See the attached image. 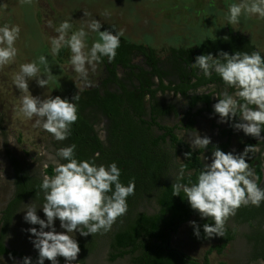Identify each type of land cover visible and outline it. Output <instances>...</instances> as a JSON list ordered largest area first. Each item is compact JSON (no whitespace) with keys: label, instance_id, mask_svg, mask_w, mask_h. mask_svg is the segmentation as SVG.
I'll use <instances>...</instances> for the list:
<instances>
[{"label":"trees","instance_id":"obj_1","mask_svg":"<svg viewBox=\"0 0 264 264\" xmlns=\"http://www.w3.org/2000/svg\"><path fill=\"white\" fill-rule=\"evenodd\" d=\"M65 49H61L59 58ZM218 51L233 54L236 51L251 53L258 49L248 37L230 27L227 28L226 35L207 38L193 47H169L164 51L163 58L148 45L131 43L121 38V46L117 49L115 59L109 63L104 58L100 64L105 69V77L100 85L68 97L71 101L73 96L79 95V118L73 125L72 135L65 141H58L56 150L74 143L79 159L94 158L98 153L97 164L107 165L113 161L117 163L122 170L120 180L124 185L130 180L135 181V194L127 199L126 215L118 218L107 233L82 236L78 240L79 258L73 264H83L103 239L106 241L110 263L119 258H128V264H209L212 253L221 255L236 239L237 228L227 226L224 237L205 238L203 225L212 221L208 218L201 219L190 208L183 193L181 196H173L172 183L175 179H169L173 170H179L180 165H185L186 173L190 172L191 179L195 181L201 167V156L211 155L217 147L225 153H241L246 146L258 143L255 138L244 133L237 135L230 125L238 122V118L223 126L213 125L219 143H210L205 151L192 150L176 134V131H193L196 119L204 114L219 118L213 110V105L218 102V98L214 99L213 95L219 92H197L211 86L225 89L223 82L215 74L211 79H206L198 74L197 69L191 68L196 56L207 53L215 56ZM140 58L142 60L137 61L139 64L135 63ZM119 69L125 72L126 80L119 77ZM227 91L231 94L233 89ZM159 95L162 97L159 98ZM168 95H172L174 99L179 97L186 107L179 123L172 126L161 122L170 115H179L175 103L166 101ZM55 96L59 95L53 97ZM93 114L107 121L104 140L95 131ZM261 136L264 137V131ZM257 147L262 151L264 141L259 142ZM190 151L191 159H185L184 154ZM5 153L13 173L14 191L1 212L0 256L22 261L26 255L6 248L4 240L23 203L31 200L39 205L43 204L44 197L39 185L44 176L54 175L55 166L48 165L40 176H32L8 149H5ZM179 155L183 161L176 165L174 159ZM249 155L251 159L248 162L253 166L260 184V156L255 153ZM150 202H154L157 207L155 214L141 210V205ZM193 218L198 220L201 236L197 238L191 228L188 232L189 239L196 243L208 240L217 242L205 251L201 259L192 258L171 246L172 235ZM231 218L236 226H249L250 232L244 235L250 246L248 263L264 262V203L260 207H241ZM37 257L38 255L30 257L33 264ZM58 260L60 264H65L61 257Z\"/></svg>","mask_w":264,"mask_h":264},{"label":"clouds","instance_id":"obj_2","mask_svg":"<svg viewBox=\"0 0 264 264\" xmlns=\"http://www.w3.org/2000/svg\"><path fill=\"white\" fill-rule=\"evenodd\" d=\"M242 16L264 19V0H240L228 6V24H239ZM73 28L70 19L63 20L55 28L57 35L49 37L51 55L58 56L61 49L67 48L73 72L91 86L89 70L95 71L104 58L109 63L115 59L123 30L113 27L102 31L98 19H91L87 30ZM90 32L98 36L91 44L88 42ZM20 38L19 25H0V68L15 62L19 51L16 44ZM191 68L197 69L206 79L215 74L223 82L225 90L214 95L218 102L213 105V110L218 114L219 122L228 123L238 118L231 127L257 139L258 143L264 141L261 136L264 131V54L260 51H236L233 54L218 51L215 56L201 54L195 57ZM52 77L45 55L19 65V71L13 77V85L21 94L18 115L34 120L33 127L42 128L54 140L65 141L72 135L73 125L79 118V95L73 96L71 101L51 95L41 98L33 96L29 89L33 80L38 87L46 88ZM227 89H233V92L230 94ZM189 143L192 150L205 151L211 139L197 134L190 137ZM257 145H248L241 153H225L215 148L210 158L203 156L195 181L190 172L186 173V166L180 165L172 183L173 196L183 193L190 208L201 219L212 221L203 225L205 238L224 237L227 221L241 207H260L264 203V186L258 184L259 177L248 162L249 154L259 151ZM76 148L73 143L56 150L59 159L55 161L54 175L44 176L39 185L43 204L37 206L32 202L21 210L25 223L39 226V229L30 227L26 230L35 237L31 241L38 252L35 264H45L46 259L51 264H60L58 257H63L65 264H73L80 252L76 234L87 237L109 232L118 218L126 215L127 199L135 194V181L130 180L124 185L120 180L122 170L115 161L97 164L98 153L94 158L79 159ZM191 155V151L186 152L185 159H191ZM38 209L45 218L37 214ZM57 220L60 231L56 228ZM189 224L193 234L200 238V226L196 221ZM0 264H4L2 256ZM20 264H33V261L26 256Z\"/></svg>","mask_w":264,"mask_h":264},{"label":"rangeland","instance_id":"obj_3","mask_svg":"<svg viewBox=\"0 0 264 264\" xmlns=\"http://www.w3.org/2000/svg\"><path fill=\"white\" fill-rule=\"evenodd\" d=\"M239 2L240 0H0V25L7 23L19 25L21 28V38L16 44L19 51L15 62L0 68V218L14 191L13 173L5 149H8L32 176H40L46 166H55V161L59 159L55 155L58 141L42 128L33 127L34 120L29 121L18 115L21 94L13 85V77L19 71V65L38 60L41 55L47 56L53 73L52 80L46 88L38 87L34 80L29 83L32 95L41 98L50 95L68 98L84 89L99 86L103 78L102 66L98 65L95 71L90 69L88 81L91 82V86H88L87 82L73 72L69 63L70 52L67 48L60 58L51 55L49 37L57 35L55 28L63 20L70 19L74 26L73 30L80 27L87 30L90 20L98 19L102 24V31L113 27L123 30V39L135 44L148 45L162 58L165 55L164 51L169 47H193L207 38L226 35L228 27L244 34L258 51L264 54V19L242 16L239 24H228V6ZM97 38L96 33L90 32L89 44ZM135 61L137 63L138 59ZM118 74L121 79L126 80L123 70L119 69ZM224 90L211 86L199 90L197 94L214 91L221 93ZM213 98L217 97L213 95ZM165 99L174 102L178 107V117L170 115L161 121L163 125L172 126L179 123L184 114L185 102L179 97L174 99L172 95L166 96ZM92 116H95V131L101 140H104L106 120L99 115ZM219 119L204 114L203 117L196 119L193 131H176V134L189 146L190 137L197 134L201 137H209L211 143H219L217 131L213 129V125H224ZM236 133L238 136L243 134L242 131L237 130ZM234 148L233 143V150ZM255 154H259L264 164V149L262 151L259 149ZM203 156L211 157L208 154ZM182 161L180 155L174 159L176 165L181 164ZM262 169L264 176V167ZM177 172L178 170L171 172L170 181L175 179ZM260 186H264V183ZM32 202L34 201L29 200L20 206L18 210L20 212H17L4 240L7 248L24 253L27 257L38 255L31 242L35 237L26 230L30 227L39 229V226L25 223L24 212L21 211L25 204ZM141 210L155 214L157 207L154 202L144 203L141 205ZM37 214L42 219L45 218L41 209L37 210ZM190 221L197 223L198 220L193 218ZM189 222L172 235L171 246L192 258L201 259L205 251L217 242L208 240L198 244L190 243L187 235L192 227ZM226 226L236 227L237 237L221 255L212 253L209 257L210 264H264L262 261L248 263L250 246L244 235L250 232L249 226H236L232 218H229ZM56 228L60 231L58 220ZM81 238L82 236L77 233V241ZM61 258L64 260L63 257ZM3 259L4 264H20L17 258L3 257ZM128 261V258H119L110 263L106 241L103 239L96 251L85 258L83 264H128ZM45 264L51 262L46 259Z\"/></svg>","mask_w":264,"mask_h":264},{"label":"flooded vegetation","instance_id":"obj_4","mask_svg":"<svg viewBox=\"0 0 264 264\" xmlns=\"http://www.w3.org/2000/svg\"><path fill=\"white\" fill-rule=\"evenodd\" d=\"M138 60L141 61L142 59L140 58V59H138ZM135 62H136V61H135ZM103 69H104V68H103ZM103 72H104V73H103V78H104V77H105V69H104ZM103 78H102V79H103ZM101 81H102V80H101ZM101 81H100V82H101ZM93 87H94V86H93ZM93 87H91V88H93ZM96 87H97V86H96ZM91 88H89V89H91ZM160 97H162V96L159 95V98H160ZM105 120H106V119H105ZM106 124H107V121H106ZM105 126H106V125H105ZM105 135H106V134H105ZM260 159H261V158H260ZM255 165H256V164H255ZM262 167H264V164H263V161H262V159H261V174H262V170H263ZM263 183H264V176H263V174H262V179H261L260 185L263 184ZM10 199H11V198H10ZM10 199H9V201H10ZM9 201H8V202H9ZM8 202H7V204H8ZM7 204H6V205H7ZM5 207H6V206H5ZM187 236H188V235H187ZM188 239H189V237H188ZM189 242H190V243H193V244H198V243H196V242L191 241L190 239H189ZM6 248H7V247H6ZM8 249H9V248H8ZM1 256H2V255H1ZM2 257H5V256H2ZM17 259H18V258H17ZM19 260H20V259H19ZM20 262H21V261H20Z\"/></svg>","mask_w":264,"mask_h":264},{"label":"crops","instance_id":"obj_5","mask_svg":"<svg viewBox=\"0 0 264 264\" xmlns=\"http://www.w3.org/2000/svg\"><path fill=\"white\" fill-rule=\"evenodd\" d=\"M189 232V231H188ZM210 257V256H209ZM209 264H210V260H209Z\"/></svg>","mask_w":264,"mask_h":264}]
</instances>
